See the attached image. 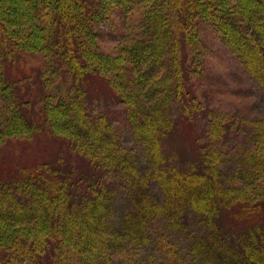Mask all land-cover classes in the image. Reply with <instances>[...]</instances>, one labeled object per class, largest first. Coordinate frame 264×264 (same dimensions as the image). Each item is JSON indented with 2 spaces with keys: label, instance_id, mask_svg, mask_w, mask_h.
Returning <instances> with one entry per match:
<instances>
[{
  "label": "trees",
  "instance_id": "1",
  "mask_svg": "<svg viewBox=\"0 0 264 264\" xmlns=\"http://www.w3.org/2000/svg\"><path fill=\"white\" fill-rule=\"evenodd\" d=\"M18 1L28 28L0 15V144L63 136L86 170L0 168V264H264V115L229 154L231 123L213 112L186 164L164 149L198 110L189 79L200 70L202 26L264 89V0ZM115 11L140 16L111 57L98 28ZM28 57L41 63L45 88L35 104L22 89L30 74L16 71ZM93 76L124 105L138 149L89 105Z\"/></svg>",
  "mask_w": 264,
  "mask_h": 264
},
{
  "label": "rangeland",
  "instance_id": "2",
  "mask_svg": "<svg viewBox=\"0 0 264 264\" xmlns=\"http://www.w3.org/2000/svg\"><path fill=\"white\" fill-rule=\"evenodd\" d=\"M24 10L18 0H0L1 17L3 15L12 17L13 15L15 17L14 26L19 29L30 26L25 22ZM139 16L140 13L135 11L129 17H125L127 19L125 21L119 12H112L107 21L98 28L99 50L111 57L121 54V48L127 42V35L132 32ZM28 20L32 22L31 19L28 18ZM201 37L202 42L198 45L199 74H193L189 79L191 94L196 97L198 110L193 113L188 126L186 121L179 123L180 128L167 138L164 145V149L167 152H175L183 164H186L189 158H193L196 147L204 141V125L212 112L223 115L226 124L231 123L232 127L229 129L230 132L225 134L223 146L228 154L243 146L248 123L252 119L264 115V89L260 88L246 73L242 64L219 40L212 28L202 26ZM40 70L41 63L37 59L29 57L22 60L21 64L16 67L17 73L30 74L29 80L23 81L22 89L23 93L31 96L32 104H35L40 90L45 91ZM192 86L194 87L192 88ZM65 87L69 89L67 85ZM84 88L88 94L89 105L94 107L95 111L101 109L108 111L111 121L125 145L129 147L133 145L130 128L126 119L123 118L125 107L115 98L105 82L97 76L88 77ZM238 127L240 130L242 129L241 132L238 131ZM66 145L68 143L65 137L44 132L28 138L10 137L0 144V168L13 172L21 168H32L41 162H48L55 167L61 166L66 169L71 166L74 171L78 170L85 174L84 162L78 159V163H75L69 156V149ZM133 146L138 149V146ZM123 208L124 205L119 203L117 212ZM174 264L198 263L185 257Z\"/></svg>",
  "mask_w": 264,
  "mask_h": 264
}]
</instances>
